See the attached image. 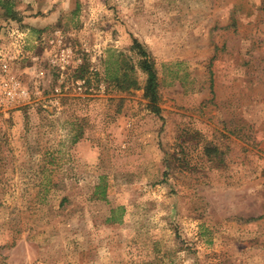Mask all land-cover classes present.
Returning <instances> with one entry per match:
<instances>
[{"label":"rangeland","instance_id":"obj_1","mask_svg":"<svg viewBox=\"0 0 264 264\" xmlns=\"http://www.w3.org/2000/svg\"><path fill=\"white\" fill-rule=\"evenodd\" d=\"M10 1L0 264H264V0Z\"/></svg>","mask_w":264,"mask_h":264},{"label":"trees","instance_id":"obj_2","mask_svg":"<svg viewBox=\"0 0 264 264\" xmlns=\"http://www.w3.org/2000/svg\"><path fill=\"white\" fill-rule=\"evenodd\" d=\"M0 6L5 9L6 13L14 16L12 3L10 0H0ZM132 50L138 54V66L146 73V80L143 86V95L148 100L149 108L157 113L159 111L158 101L159 95V81L158 74L154 64V60L151 55L143 48V46L137 40H133L131 46ZM134 71L133 65H127L126 69L121 74L116 75L113 79L116 85H120L123 90H129L130 88H139L138 80L132 74ZM98 188V187H97Z\"/></svg>","mask_w":264,"mask_h":264}]
</instances>
